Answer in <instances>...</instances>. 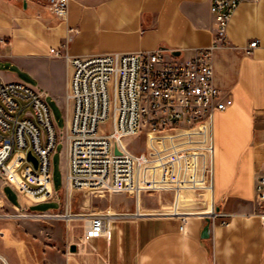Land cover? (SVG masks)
Instances as JSON below:
<instances>
[{"label": "crops", "instance_id": "1", "mask_svg": "<svg viewBox=\"0 0 264 264\" xmlns=\"http://www.w3.org/2000/svg\"><path fill=\"white\" fill-rule=\"evenodd\" d=\"M211 3L70 0L68 18L61 21L48 0H0V78L25 79L44 91L49 105L70 115L73 70L67 57L163 48L192 58L213 43ZM228 37L229 45L213 56L214 82L231 95L233 105L213 118L214 190L201 211L215 208L225 217L210 226V237L202 239L203 216L189 217L181 231L178 217L158 214L167 209L160 199L155 207L146 198L138 204L119 193L81 200L64 182L60 190L54 185L52 200L34 202L0 182V255L7 264H264V204L255 190L264 174V0L240 5ZM253 40L259 47L246 56L243 50ZM65 43L61 57L51 53ZM193 198L190 190L181 194L182 214H198ZM34 213L52 216H16ZM96 214L113 217L110 234L82 243ZM225 219L228 224L222 225Z\"/></svg>", "mask_w": 264, "mask_h": 264}, {"label": "built area", "instance_id": "2", "mask_svg": "<svg viewBox=\"0 0 264 264\" xmlns=\"http://www.w3.org/2000/svg\"><path fill=\"white\" fill-rule=\"evenodd\" d=\"M260 0H212L215 34L211 46L192 58L172 56L168 50L107 53L67 57L73 70L68 102L71 114L65 138L39 87L0 78V182L34 202L54 197V156L63 140L67 148L65 183L91 194L124 193L138 204L142 194L172 193L166 212L178 217L181 231L189 217L179 211L181 194L190 190L204 203L211 197L214 164L213 118L233 105L214 82L213 56L229 45L228 31L240 5ZM61 21L69 14L70 0H48ZM61 50H51L56 57ZM259 41H251L244 54L252 56ZM175 132V133H170ZM200 133V134H197ZM142 134L144 151L132 152L127 142ZM31 153L37 161L28 159ZM256 200L264 204V174L256 180ZM199 199V198H197ZM202 212V211H201ZM200 212V213H201ZM198 214L215 226L225 216L213 208ZM32 220L47 214L16 215ZM70 218V215H55ZM112 216H91L84 242L107 237ZM264 227V212L260 214ZM227 225V220H222ZM0 264H7L0 255Z\"/></svg>", "mask_w": 264, "mask_h": 264}, {"label": "rangeland", "instance_id": "3", "mask_svg": "<svg viewBox=\"0 0 264 264\" xmlns=\"http://www.w3.org/2000/svg\"><path fill=\"white\" fill-rule=\"evenodd\" d=\"M0 69H2V65L0 66ZM21 82L26 83L28 85L29 82L26 81L25 79H21ZM51 109L54 112L55 115V119H56V123L58 125V129L61 132V136L63 138H65L66 133H67V121L69 119V113L65 108H56L55 106L50 105ZM170 133H175V132H170ZM147 139L148 136L147 134H142L137 138L132 139L131 141L127 142V146L128 149L131 150L132 152H138V151H144L146 143H147ZM66 154H67V148H66V143L63 140L62 142H60V144L58 145V148L56 150L55 156H54V160H53V181H54V185L55 188L60 190V188L63 186L64 182H65V172H66V167H67V158H66ZM66 184V183H65ZM67 186V184H66ZM75 191V190H74ZM66 196L68 197V191L67 188L64 190ZM80 193V199L82 200H87L88 198H104L110 194H106L105 196H99L98 194H91L89 192L86 191H76ZM6 194L8 196H10V191L7 190ZM64 194V195H65ZM119 194H124V193H119ZM128 195V194H125ZM130 196V195H129ZM173 194H165V193H154L153 195H149V194H142V198H146L147 199V203L148 205H150L151 207H155L156 205H159L158 200L160 199L162 201V203L164 205H167L166 208L164 210L163 213H158V214H166L168 215V213L166 212L167 210H169V208L172 206L173 204V199H172ZM65 197V196H64ZM201 195H197V198H193L192 200L194 201V207H196V209L201 212V210H206L205 204H202L203 202L200 200ZM62 199V197H61ZM135 199V198H134ZM136 200V199H135ZM137 201V200H136ZM206 202V200H204ZM207 205V204H206ZM199 212H196L198 214H200ZM195 214V215H198ZM42 220V219H39Z\"/></svg>", "mask_w": 264, "mask_h": 264}, {"label": "water", "instance_id": "4", "mask_svg": "<svg viewBox=\"0 0 264 264\" xmlns=\"http://www.w3.org/2000/svg\"><path fill=\"white\" fill-rule=\"evenodd\" d=\"M175 55H179V53L175 54ZM28 159L32 162H34L35 167H37V161L36 159L33 157V155L31 153H29L28 155ZM206 226L203 229L202 232V239H208L210 237V226H211V218L210 217H206ZM77 251V247L75 245H73L71 247V252H76Z\"/></svg>", "mask_w": 264, "mask_h": 264}, {"label": "bare ground", "instance_id": "5", "mask_svg": "<svg viewBox=\"0 0 264 264\" xmlns=\"http://www.w3.org/2000/svg\"><path fill=\"white\" fill-rule=\"evenodd\" d=\"M184 215H187V214H184Z\"/></svg>", "mask_w": 264, "mask_h": 264}]
</instances>
